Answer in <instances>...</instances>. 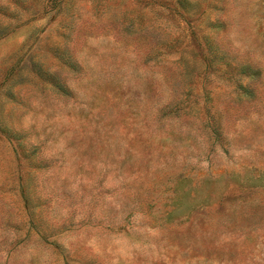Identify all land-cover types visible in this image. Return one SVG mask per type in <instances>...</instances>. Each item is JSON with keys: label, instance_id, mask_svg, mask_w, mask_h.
<instances>
[{"label": "rangeland", "instance_id": "374dc122", "mask_svg": "<svg viewBox=\"0 0 264 264\" xmlns=\"http://www.w3.org/2000/svg\"><path fill=\"white\" fill-rule=\"evenodd\" d=\"M0 264H264V0H0Z\"/></svg>", "mask_w": 264, "mask_h": 264}]
</instances>
